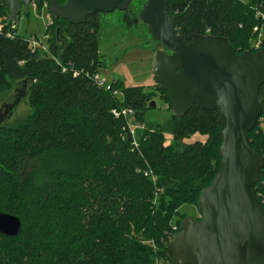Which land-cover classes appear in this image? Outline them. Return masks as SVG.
I'll use <instances>...</instances> for the list:
<instances>
[{
    "label": "trees",
    "instance_id": "obj_1",
    "mask_svg": "<svg viewBox=\"0 0 264 264\" xmlns=\"http://www.w3.org/2000/svg\"><path fill=\"white\" fill-rule=\"evenodd\" d=\"M165 1L185 43L209 29L242 54L252 52L254 28L264 32V0ZM100 15L80 25L51 18L42 51L11 29L14 20L0 0V93L10 81L28 83L32 108L21 125H0V212L22 225L16 237L0 234V264H151L156 251L169 262L168 236L180 225L171 232L162 224L170 223L162 207L171 208L174 194H195L197 206L219 170L223 127L216 111L194 105L182 118L146 124L151 95L142 86L113 80L106 90L91 81L101 61ZM259 102L264 116V84ZM123 108L143 128L135 137L112 114ZM196 133L207 135L205 142H184ZM246 137L264 159L261 123ZM252 193L264 208V167ZM146 229L152 245L141 240Z\"/></svg>",
    "mask_w": 264,
    "mask_h": 264
},
{
    "label": "water",
    "instance_id": "obj_2",
    "mask_svg": "<svg viewBox=\"0 0 264 264\" xmlns=\"http://www.w3.org/2000/svg\"><path fill=\"white\" fill-rule=\"evenodd\" d=\"M133 0H4L10 21L30 5L47 3L51 18L80 25L95 14L125 11ZM139 19L164 50L155 53L150 71L159 89L182 118L194 105L216 111L223 127L219 170L197 201L199 218L187 216L167 244L170 264H264V208L252 193L264 159L248 144L262 114L264 50L236 54L224 37L198 34L189 43L176 33L165 0H147ZM6 112L27 96L23 87ZM154 107V102H150ZM0 109V121L3 116ZM19 218L0 212V234L16 237Z\"/></svg>",
    "mask_w": 264,
    "mask_h": 264
},
{
    "label": "rangeland",
    "instance_id": "obj_3",
    "mask_svg": "<svg viewBox=\"0 0 264 264\" xmlns=\"http://www.w3.org/2000/svg\"><path fill=\"white\" fill-rule=\"evenodd\" d=\"M147 0H133L125 11H114L109 14L99 16L100 29L98 34V51L100 56V66L98 72L109 82L119 80L125 87L142 86L146 93H150L151 102L155 106H149L145 115L146 124L163 125L171 117L173 112L169 100L165 94L159 90L150 71V67L159 50H164L161 44L155 41L149 32L148 26L144 24L139 15ZM0 17V28L4 18ZM12 24L16 26V32L26 38L36 36L37 42L46 47L47 32L51 24V17L47 11V3L41 5H30L28 12L17 17ZM257 38L250 41V47L255 44ZM10 89L0 93V109L3 113V119L0 125L7 127H17L21 125L27 116L32 112L29 101V84L23 81H10ZM28 92L26 97H21L20 101L11 109L10 113L6 112L4 105L11 104L15 101V96L19 95L22 88ZM128 123L132 127H136L137 123L133 116H128ZM259 123L264 129V116H260ZM143 129V128H142ZM142 129H136L142 130ZM166 144H170L172 137L170 134L165 135ZM207 135L196 133L187 138L185 143L205 142ZM173 204L170 209L165 205L162 212L168 215L170 223L162 222V224L171 228L172 231L180 225L187 216L199 218L196 206V195H171ZM0 198L4 201L2 190L0 187ZM157 199L155 197L154 201ZM168 198H166L167 200ZM141 240L145 245H152L150 239V231L141 232ZM169 238L171 236H168ZM151 264H169L168 260L161 256L159 251L155 252Z\"/></svg>",
    "mask_w": 264,
    "mask_h": 264
},
{
    "label": "built area",
    "instance_id": "obj_4",
    "mask_svg": "<svg viewBox=\"0 0 264 264\" xmlns=\"http://www.w3.org/2000/svg\"><path fill=\"white\" fill-rule=\"evenodd\" d=\"M241 1V0H239ZM261 20H264V14H260L259 15ZM11 29L14 30L16 29L15 24H13L11 26ZM255 33H257V38L255 41V44L251 47L252 52H257L260 51V47L262 45L263 42V38H264V32H263V28L260 26H256L253 30ZM14 33L9 32L7 33V37L9 38H13ZM203 35H211L210 30L209 29H205V32ZM29 44L31 45L32 48H37L40 49L42 51H46V47L41 45V43L39 44L37 42V40L34 37H30L27 38ZM249 52H251L249 50ZM91 81L98 87V88H104L106 90H112V84L111 82L107 81L106 79H104L99 72H95L90 76ZM113 95L115 96H119L120 93L118 91H113ZM112 114L115 118H119V117H123L126 120V130L123 128V130H125L126 136H134L135 135V130L136 129H142V126L136 125V127H132L129 125L127 119L128 116H133L134 112L133 110L130 109H120V110H112Z\"/></svg>",
    "mask_w": 264,
    "mask_h": 264
}]
</instances>
